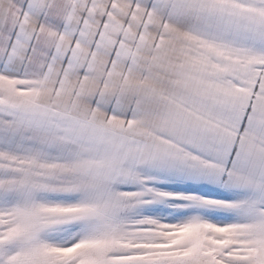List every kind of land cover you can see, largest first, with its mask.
Segmentation results:
<instances>
[{
    "label": "snow or ice",
    "instance_id": "1",
    "mask_svg": "<svg viewBox=\"0 0 264 264\" xmlns=\"http://www.w3.org/2000/svg\"><path fill=\"white\" fill-rule=\"evenodd\" d=\"M0 264H264V0H0Z\"/></svg>",
    "mask_w": 264,
    "mask_h": 264
}]
</instances>
